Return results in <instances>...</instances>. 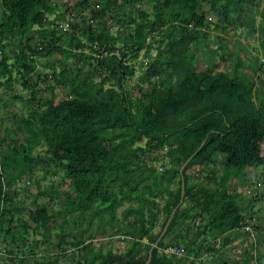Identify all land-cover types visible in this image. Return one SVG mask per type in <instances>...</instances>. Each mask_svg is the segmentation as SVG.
<instances>
[{
    "label": "trees",
    "instance_id": "1",
    "mask_svg": "<svg viewBox=\"0 0 264 264\" xmlns=\"http://www.w3.org/2000/svg\"><path fill=\"white\" fill-rule=\"evenodd\" d=\"M145 2L151 11L135 8ZM115 24L121 27L112 33ZM239 29L259 39L264 56V0H0V86L28 104L27 113L11 116L15 133L0 132V264H145L181 200V166L205 139L184 168V201L150 264H196L202 253L218 254L208 264H230L239 236L245 243L233 264H253L256 249L264 259L263 238L244 228L260 227L254 209L264 189L241 190L250 171L261 167L264 176V73L243 68L258 73L264 63L245 62L241 38L234 51L226 46V35ZM141 51L147 63L140 62L146 68L134 95L128 81ZM54 53L64 57L59 70L48 62L52 70L44 72L39 57ZM16 84L31 95L16 93ZM58 88L66 95L56 99ZM41 91L49 96L38 97ZM41 144L49 153L41 169L62 176L39 189L26 218L9 186L35 170ZM41 195L60 198L64 210L52 212ZM184 223L186 232L167 242ZM31 232L41 239L28 243ZM105 235L126 241V249L97 247ZM41 242L54 250L39 257ZM170 245L185 253L167 252Z\"/></svg>",
    "mask_w": 264,
    "mask_h": 264
},
{
    "label": "rangeland",
    "instance_id": "2",
    "mask_svg": "<svg viewBox=\"0 0 264 264\" xmlns=\"http://www.w3.org/2000/svg\"><path fill=\"white\" fill-rule=\"evenodd\" d=\"M66 1L70 2L71 0H66ZM72 1H74V0H72ZM95 3H96V0H91L92 5ZM63 6L64 5H62V7ZM137 6H142L147 11H151L153 9L152 4L148 3V2H145L142 4L136 3L135 8ZM76 12L77 13H75L76 16H74V18L77 19V21L79 20L81 22V16L79 15L80 11L77 10ZM87 12H88L87 13L88 16L90 17L89 10ZM137 15L138 14L136 12L135 16H137ZM211 17H212L211 22L214 24L216 22V17L214 15H211ZM67 20L68 19H66V21ZM63 21L65 22V20L59 21V23H58L59 26H61V24L64 23ZM113 27L114 28H112L111 32L117 33L121 26L115 24V26L113 25ZM210 32L212 35L211 38L213 40H215L216 35L219 32L216 31L213 27H211ZM238 32H239V34L237 33L236 35L234 32L226 35L227 36V37H225L226 38V42H225L226 46L230 50L234 51L236 39L241 38V40H242L241 46L244 45L246 48L245 62L248 64L253 62V66H254V62L257 60V67H259L260 65L262 66V63H264V56L262 53V48H261L259 39L257 37H252V38L247 37L248 35L243 33L244 30H242V29H239ZM143 53H144V51H141L140 58L138 59V61H136V74H135V76L132 77L128 81L129 90L134 95H138V93H139V85H138L139 76H140V74H142L143 68H146V67H144V64L147 63V59L144 57ZM155 53H156V51H153V54H155ZM39 60H40V63L38 66L40 68H42L44 72H50L52 70V68L50 66H46V65H48V62H52L53 64H55L57 66V69L59 70V68L61 66L60 61H63L64 57H63V55H61L59 53H54L51 55H47V54L43 55V56L39 57ZM218 61H219L220 67H224V68L228 67V63L223 61L220 57L218 58ZM140 62H143L144 64L142 65ZM243 68L245 71L247 70L249 72V74L253 75L254 77H258L264 73L263 70H260V71H258V73H255L251 70L252 68H250L248 66H245ZM15 90H16V93L22 94V96L24 98H27L31 95V92L28 89H24L21 84H16ZM56 92H57L56 99H59V98L66 95V90H64L63 88L62 89L58 88L56 90ZM11 94H12L11 90H6L5 88H1V86H0V132L4 131L5 126H9L11 133L14 132L13 130H14L15 125L17 124V120L11 119V116H13V112H20L21 110H23V112L27 113L28 104H26L24 107L23 105H21L22 102L20 100L12 99ZM37 96L38 97L49 96V92L44 93L41 91L40 93L37 94ZM5 102L7 104H9L10 106H6ZM12 104H14V105H12ZM23 134L24 133L22 131L16 132L17 137L21 140L23 139ZM8 140L12 142V139H10V136H9ZM33 154L39 156V158L36 160V163H35L36 164L35 170L32 173H27L26 175H24L23 179H21L20 181H18L15 184H13V186H11V185L9 186L10 190H14V189L17 190L15 202H16L17 206L22 209V215L26 218L29 217L30 209L34 208L36 205L34 200L36 199V196H37L39 189H44V188L48 187L50 184H56L59 180H61V176H62L60 171L57 173H55L53 171L46 173L44 170L41 169L43 158L45 156L49 155L48 149L44 144L35 146L34 150H33ZM220 167H221V165H220ZM191 172H192V170H191ZM192 174H194V172ZM261 174H262V168L261 167L254 170V171L252 170L249 172L248 180H247V181H249L248 187L244 188V186H241V190H243L245 192L244 193L245 195H247L248 193L249 194L254 193V191L258 192L260 195L262 194L263 189H264L263 188L264 176ZM59 188L60 189H62V188L67 189L69 187L66 186L65 184H61V185H59ZM59 200H60V198H56L53 201H49L48 196H45V195H41V196L37 197V201L40 204L48 203L52 212L58 211V210H64L65 206ZM125 206L126 205L122 206L118 210V214H119L120 218L123 217L122 212H123V209L125 208ZM254 210H255L254 215H256L254 217V221H257L259 217L262 220L259 222L261 230H258L259 227L257 229L253 228V230H254L256 237L260 235V238H263L262 240H264V201H263V199H261V196L258 199V201L256 202ZM66 216L70 218L71 215L67 214ZM64 217H65L64 215L63 216L60 215L59 220L63 221ZM162 218H163V216H161V219L158 223V226L155 229L156 232L159 231L161 228ZM251 226H252V224H251ZM187 228H188V224H185V223L177 226L174 231H172L168 234V236L166 237V241L171 242L175 233L186 232ZM57 230H59V228H55L53 230V233L56 234L58 232ZM189 230H190L188 232L189 234L194 233V229H189ZM256 237H254V238L256 239ZM36 238L41 239V235L31 232L30 235L28 236V243H32L33 240ZM99 238H100L99 240L95 241L97 247L103 245L105 247V249L113 248V250H116V251L117 250L124 251L126 249L127 242L122 240V239H119V237H117V236L108 239L107 236L105 235L104 237H99ZM53 240H57V237L54 236ZM145 240H146V238H145ZM210 240H211V242H214V240L212 238H209V241ZM240 240L241 239L239 236L237 238V241H236V243L239 244V246L235 247L234 249L230 248L228 251V256H230L232 258V260L229 262L230 264H233V262H235L237 259L240 258L239 256L241 254V250L243 249V244L245 243L244 241H240ZM52 250H54V248L52 246L47 247V245L44 242H41L40 248L38 250V256L43 257L45 254L52 252ZM184 253H185V251H184ZM214 258L218 259V254L214 255L212 253L211 254L210 253L209 254L202 253L199 258L195 259V263L196 264H208L211 262L213 263V262H215ZM262 258H264V254H263ZM193 259H194V257L191 256L190 260H193ZM187 264H190V263L188 262Z\"/></svg>",
    "mask_w": 264,
    "mask_h": 264
},
{
    "label": "water",
    "instance_id": "3",
    "mask_svg": "<svg viewBox=\"0 0 264 264\" xmlns=\"http://www.w3.org/2000/svg\"><path fill=\"white\" fill-rule=\"evenodd\" d=\"M206 142V139L202 142V144L200 145V147L194 152V154H196L201 148L202 146L204 145V143ZM193 154V155H194ZM193 155L181 166V174H182V193H181V200L179 202V204L173 209L170 217L168 218L161 234L159 235L158 239L154 242V244L151 246L150 250H149V256L147 258V261L145 264H150L151 260H152V256H153V249L158 245V242L159 240L163 237V235L166 233L170 223H171V220L175 214V212L177 211L178 207L183 203L184 201V198H185V191H186V184H185V177H184V168L185 166L187 165L188 161L193 157Z\"/></svg>",
    "mask_w": 264,
    "mask_h": 264
},
{
    "label": "built area",
    "instance_id": "4",
    "mask_svg": "<svg viewBox=\"0 0 264 264\" xmlns=\"http://www.w3.org/2000/svg\"><path fill=\"white\" fill-rule=\"evenodd\" d=\"M244 228L250 230L251 233H254L253 227L250 224H246ZM166 251L174 252L175 254L182 255L184 253V248L175 246V245L174 246L170 245L167 247ZM253 255H254L253 264H264V259L260 258V255L257 249L254 251Z\"/></svg>",
    "mask_w": 264,
    "mask_h": 264
},
{
    "label": "crops",
    "instance_id": "5",
    "mask_svg": "<svg viewBox=\"0 0 264 264\" xmlns=\"http://www.w3.org/2000/svg\"><path fill=\"white\" fill-rule=\"evenodd\" d=\"M254 216H256V215H254ZM257 218H258V217H257ZM261 220H262V219H260V217H259L257 221L260 222ZM258 230H261L260 227H259ZM259 236H260V235H259Z\"/></svg>",
    "mask_w": 264,
    "mask_h": 264
},
{
    "label": "clouds",
    "instance_id": "6",
    "mask_svg": "<svg viewBox=\"0 0 264 264\" xmlns=\"http://www.w3.org/2000/svg\"><path fill=\"white\" fill-rule=\"evenodd\" d=\"M3 204H4V202H2V207H3Z\"/></svg>",
    "mask_w": 264,
    "mask_h": 264
}]
</instances>
